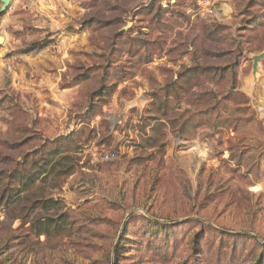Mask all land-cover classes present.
<instances>
[{"label": "rangeland", "instance_id": "rangeland-1", "mask_svg": "<svg viewBox=\"0 0 264 264\" xmlns=\"http://www.w3.org/2000/svg\"><path fill=\"white\" fill-rule=\"evenodd\" d=\"M2 6L0 264H264V0Z\"/></svg>", "mask_w": 264, "mask_h": 264}, {"label": "water", "instance_id": "water-1", "mask_svg": "<svg viewBox=\"0 0 264 264\" xmlns=\"http://www.w3.org/2000/svg\"><path fill=\"white\" fill-rule=\"evenodd\" d=\"M1 1L3 2V6L1 10L4 11L7 8V6H9L11 0H1ZM263 57H264V53L254 56V69H257L259 59Z\"/></svg>", "mask_w": 264, "mask_h": 264}, {"label": "built area", "instance_id": "built-area-1", "mask_svg": "<svg viewBox=\"0 0 264 264\" xmlns=\"http://www.w3.org/2000/svg\"><path fill=\"white\" fill-rule=\"evenodd\" d=\"M209 13H213V10H209ZM114 158H116V152L110 151L104 155L105 160H113Z\"/></svg>", "mask_w": 264, "mask_h": 264}, {"label": "trees", "instance_id": "trees-1", "mask_svg": "<svg viewBox=\"0 0 264 264\" xmlns=\"http://www.w3.org/2000/svg\"><path fill=\"white\" fill-rule=\"evenodd\" d=\"M34 48H28V50L27 51H31V50H33Z\"/></svg>", "mask_w": 264, "mask_h": 264}]
</instances>
